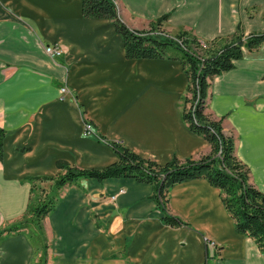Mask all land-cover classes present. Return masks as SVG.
<instances>
[{"label":"crops","instance_id":"obj_1","mask_svg":"<svg viewBox=\"0 0 264 264\" xmlns=\"http://www.w3.org/2000/svg\"><path fill=\"white\" fill-rule=\"evenodd\" d=\"M132 30L168 14L172 35L201 41L264 31V0H117ZM255 9L251 19L247 12ZM59 44L51 58L44 46ZM68 92L60 100V89ZM187 79L178 62L128 60L112 22L85 18L81 0H0V231L20 220L29 177H56L58 161L101 169L117 156L101 140L118 141L158 165L210 153L182 120ZM207 110L224 118L235 155L264 194V44L213 78ZM94 135H83V124ZM42 187L47 184H41ZM49 186V185H48ZM152 187L132 179H80L60 191L43 221L48 264H264L255 242L236 233L220 192L206 180L178 184L167 210L186 226L162 222ZM204 238L215 242L206 245ZM47 239V240H46ZM29 236L3 234L0 264H33Z\"/></svg>","mask_w":264,"mask_h":264},{"label":"trees","instance_id":"obj_2","mask_svg":"<svg viewBox=\"0 0 264 264\" xmlns=\"http://www.w3.org/2000/svg\"><path fill=\"white\" fill-rule=\"evenodd\" d=\"M116 1L81 0L82 15L111 21L122 39L126 59H167L181 65L187 79L182 98V120L192 133L209 143L211 151L196 159L174 157L168 163L158 165L131 152L118 141L101 139L117 156V161L101 169H79L58 161L56 167L62 173L56 177L27 178L31 190L26 213L0 231V240L3 234L23 233L33 226L38 236H28L34 242H42L40 262L46 264L43 221L54 211L60 191L76 185L80 179L102 182L122 178L149 185L153 190L151 198L163 214V224L172 228L186 226L182 220L169 214L168 192L175 185L203 179L219 190L236 233L251 238L264 255V194L251 183L248 167L237 159L234 137L225 131L224 118H216L207 110L213 78L232 70L234 62L242 59L245 51L259 49L264 44V31L245 35L238 25L233 35L210 41H201L188 30L170 36L162 29L168 14L156 19L149 30H132L120 20ZM5 137V131L0 129V160L3 159ZM41 184L49 185L48 189ZM35 191L37 196L34 197Z\"/></svg>","mask_w":264,"mask_h":264},{"label":"built area","instance_id":"obj_3","mask_svg":"<svg viewBox=\"0 0 264 264\" xmlns=\"http://www.w3.org/2000/svg\"><path fill=\"white\" fill-rule=\"evenodd\" d=\"M43 50H44V53L47 56L51 57V58L60 57L65 52L63 47L61 45H59V44L46 45V46H44ZM67 92H68V90H67L66 87H62L60 89V95H61L60 100H63L62 97L65 94H67ZM82 130H83V135L84 136H92V135H94V131H93L92 125L90 123H88V122H84ZM203 241H204V243L206 245H209L211 247L216 248L215 242L210 241V240H208L206 238H204Z\"/></svg>","mask_w":264,"mask_h":264},{"label":"rangeland","instance_id":"obj_4","mask_svg":"<svg viewBox=\"0 0 264 264\" xmlns=\"http://www.w3.org/2000/svg\"><path fill=\"white\" fill-rule=\"evenodd\" d=\"M255 9L254 8H251L248 12H247V15L249 16V18H253L254 16H255ZM162 17V16H161ZM152 23H155V21H150L149 22V24L146 26V28L144 29V30H149L150 29V25L152 24ZM166 23V22H165ZM165 23H163V25H162V29L165 31V33L167 34V35H170V36H173V35H175V34H171L170 32H168L167 31V29H165ZM189 31V30H188ZM192 32V31H191ZM193 33V32H192ZM235 33V32H234ZM233 33V34H234ZM244 33V32H243ZM194 34V33H193ZM232 34V35H233ZM229 36H231V35H229ZM188 98H190L191 96L190 95H188L187 96ZM189 105V104H188ZM188 105H187V107H188ZM45 188H47L48 189V185L47 186H44ZM35 196H37V192L35 191V193H34V197ZM27 236L29 235V234H32V235H34V237H37L38 236V232L35 230V228H33V226H30V227H28L26 230H24L23 231ZM43 238L46 236V234H45V232L43 231ZM47 240V239H46ZM30 242H32V244L34 245V250H35V255H34V260H33V264H41V262H40V260H41V254H42V248H41V246L43 245L42 244V242L41 241H32V240H30ZM46 264H48V262L46 263Z\"/></svg>","mask_w":264,"mask_h":264}]
</instances>
